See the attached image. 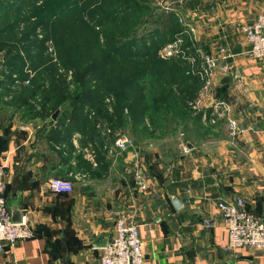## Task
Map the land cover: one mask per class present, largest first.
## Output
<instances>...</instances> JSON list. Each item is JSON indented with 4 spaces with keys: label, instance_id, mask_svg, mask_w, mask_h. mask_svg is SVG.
I'll return each instance as SVG.
<instances>
[{
    "label": "crops",
    "instance_id": "obj_1",
    "mask_svg": "<svg viewBox=\"0 0 264 264\" xmlns=\"http://www.w3.org/2000/svg\"><path fill=\"white\" fill-rule=\"evenodd\" d=\"M166 2L169 9L161 10L173 13L180 30H191L189 41L217 59L214 85L219 86L224 76L218 69L222 60L217 48L232 53L226 62L236 76L229 71L224 100L241 132L228 137L227 147L217 146L215 153L201 146L206 141L186 137L183 142L191 148L163 166L156 178L149 155L137 146L120 151L107 139L112 153L105 147L97 158L95 152L93 165L73 132L70 144L57 140L54 122L39 128L14 117L10 122L0 118V125L9 123L6 146L0 151L3 196L8 208L18 201L21 219L33 231L32 237L3 248L0 264H98L100 249L91 241L108 239L120 215L137 224L145 264H264V249L227 247L216 208L219 200L240 198L248 211L264 215V56H246L248 44L240 31L264 10V0H162ZM218 124L225 127L224 121ZM135 153L146 178L144 190L133 187ZM53 177L69 180L72 190L50 191ZM169 196L179 200L178 209Z\"/></svg>",
    "mask_w": 264,
    "mask_h": 264
},
{
    "label": "trees",
    "instance_id": "obj_2",
    "mask_svg": "<svg viewBox=\"0 0 264 264\" xmlns=\"http://www.w3.org/2000/svg\"><path fill=\"white\" fill-rule=\"evenodd\" d=\"M94 1L86 0L75 9L76 15H80L76 18L77 21H73L76 29L70 26L64 28L66 33L55 38L59 59L74 70L73 82L77 85L73 94L66 92L61 79L57 80L53 73L41 71L49 80L47 84L49 89H42L39 99L45 116L51 115L50 112L55 108H61L60 105L64 101L70 104V107L58 110L54 121H49L50 124L54 122L57 140L70 144L69 136L77 131L89 140L93 136L96 137L98 147L102 148L94 124V120L101 113L100 103L103 94L97 83L102 81L107 82V88L116 98L114 112L106 118L112 128L125 126L127 121L121 113L123 107L129 112L131 129L136 132L137 139L140 131L147 130L148 126L143 125L142 119L145 115L149 117L151 127L156 123L161 126L162 123L159 121L161 118L165 123L166 118L179 119L181 126L187 127L188 121H185V117L189 115H185L188 109L184 107V100L194 96L200 81L194 72L187 71L188 66L184 64V59L182 61L175 55L174 58L161 61L155 55L157 48L164 41L172 39L181 31L174 14L157 10L149 0H105L106 10L95 7L87 11ZM83 12L89 15L98 14L100 24L116 23V28L122 32L121 37L105 41L101 47L98 34L82 21V16L86 15L82 14ZM65 25L68 23L63 22L62 26ZM63 37L67 41H62ZM184 40L186 41V38ZM186 43L190 45V42ZM12 60L20 62L21 58L15 56ZM42 64L43 67H49L45 62ZM10 74L4 75L5 79L10 77ZM39 74L37 73V76ZM23 76L17 73L18 78L22 79ZM230 78V75H227L221 79L215 91L217 98L226 99ZM35 91L33 88L26 95L24 100L26 105H29L28 99L35 95ZM87 109L93 111L90 120L87 118ZM194 114L196 117L189 118V121L199 124L200 114L197 112ZM0 128L1 151L6 146L9 136V123L5 126L0 125ZM102 152L104 153L103 148L97 151V158L102 156Z\"/></svg>",
    "mask_w": 264,
    "mask_h": 264
},
{
    "label": "rangeland",
    "instance_id": "obj_3",
    "mask_svg": "<svg viewBox=\"0 0 264 264\" xmlns=\"http://www.w3.org/2000/svg\"><path fill=\"white\" fill-rule=\"evenodd\" d=\"M84 1L86 0H0V118H2L3 121L8 118V122H10L11 118L14 117L19 123L25 122L30 126L40 125L39 128L46 127V125L50 124L49 121L52 122L50 115L45 116L46 113L44 114V108L39 102L40 91L46 88L49 89V85L47 86L49 80L44 77L41 71L43 73H53L54 77H57V80L61 79L65 85L66 92L73 94V90L77 85V83L73 82L74 70L59 59L55 47V38L66 33V29L64 30V28L70 26L72 29H76V24L73 21H77L76 18L80 15H76L75 9L80 7ZM161 1L162 0H149L151 5L159 11H162ZM95 7H98L100 10H106L107 3L105 0H95L87 11ZM82 14L85 15L86 13L83 12ZM97 15L98 14L89 15L87 13L85 16H82V21L98 34L99 45L103 47L105 41L107 42L120 38L122 32L116 28V23L110 22L108 24H100V17ZM63 22H67L68 25L62 26ZM178 34L179 33L175 36ZM183 37V40L186 37V41L189 42L185 34ZM172 39H167V41H164V43L157 48L155 55L158 60L165 61L173 57L160 55V48ZM62 41H67V39L63 37ZM186 41H183L181 47H186L187 50L190 49L189 51L195 48L191 46V43L190 45L186 43ZM15 56L20 57L21 61L12 60ZM29 57L33 58L30 59ZM176 57H179L181 60L183 59L181 55H177ZM43 62L47 63L49 67H43ZM183 62L186 64V61ZM194 67L193 65L191 70H193ZM50 70L52 72H50ZM8 73H11L10 77L5 79L6 76L4 75H8ZM17 73L23 74V78H18ZM37 73L40 74L37 76ZM227 75L229 74H224L223 77ZM106 84V81L97 83V87L102 91L103 96L100 103L101 113L99 117H96L94 120L95 132L101 139L103 150L107 145V139L110 140L109 144L113 146V138L117 134H125L130 140L129 150L132 151L133 146H137L139 152L144 155H149L150 162L154 165L153 170L156 174V178L162 174L161 172H163L164 167L170 164L171 161H175L179 153L183 151V141L186 137L197 139V141L199 140L198 142L204 143L206 141V143L201 146L210 153H215L214 151L217 146H221L222 149H224L225 146L227 147L229 136L227 135L226 128H223V126L219 127L220 124H218L222 123L223 125L222 120H219L213 125L207 123L208 121H205V119L201 117L199 118V124L189 121V118L196 117L194 114L195 112L190 109V103L197 98L200 85L196 92H194L192 98L184 100V107L188 109V113L185 115H189V117H185V121H188L186 124L187 127L183 128L181 126V121L174 118H166V123L162 121L161 118L159 121H161L162 125H165V127L162 125L159 126L157 123L151 127L149 122L150 119L145 115L142 117L143 125L148 127L146 131H140L141 133H138L137 139L136 132L131 129V118L125 107L122 108L123 110L121 112L127 121L125 126L112 128L108 124L106 118L113 114L116 98L107 88ZM217 87V84H213L211 88L213 97L216 95L215 91ZM33 88L36 89L35 95L28 99L29 105H26L24 102L26 95H28L29 91H32ZM60 106L61 108L57 107L55 110H62L64 107H70V104L68 101H64ZM53 111H51L50 114ZM87 118L88 120L92 119V115L90 117L87 116ZM214 125L218 126L212 129L211 126ZM72 135H75L74 139L77 140L76 144L81 145V152H85L84 147L86 150H88V147H92L96 152L99 149L102 150V148L98 147L99 143L96 141V137L93 136L91 140H89L77 131L73 132ZM221 143H224V145ZM60 150L61 152H65L64 150L66 149H62L61 147ZM152 158L153 160H151ZM145 159L146 158H143L141 164L144 170L148 172ZM50 236L51 232L47 233V237ZM49 243L52 246L53 243H51V240ZM50 249L53 251L56 248L51 247Z\"/></svg>",
    "mask_w": 264,
    "mask_h": 264
},
{
    "label": "built area",
    "instance_id": "obj_4",
    "mask_svg": "<svg viewBox=\"0 0 264 264\" xmlns=\"http://www.w3.org/2000/svg\"><path fill=\"white\" fill-rule=\"evenodd\" d=\"M168 2L161 1V8L167 11ZM190 29H183L172 40L168 41L160 48L161 56L181 55L186 61L189 72H194L199 79L200 87L197 98L190 103V109L200 114L201 118L207 120L209 124H215L223 120L227 135L235 138L241 129L236 121L230 116L229 103L224 99L213 97L211 88L213 86V73L217 65V59L207 53H203L193 42L191 46L195 48L191 51L186 47H181L184 34L190 39ZM248 48L246 56L251 60H260L264 56V10H260L254 20L243 25L240 29ZM190 36V37H189ZM191 40V39H190ZM218 59L222 60L219 71L222 74L229 73V65L226 62L232 53L226 47L217 48ZM195 66L193 70L191 67ZM93 115V111L87 109V116ZM130 140L125 134H117L113 138V147L123 151L129 148ZM88 160L94 165L96 151L92 147L88 150L84 147ZM108 153L112 149L106 147ZM183 151L186 150L184 144ZM135 166L132 169L133 187L144 190L147 187L146 178L142 174L139 166L137 154L133 155ZM4 168L0 163V251L3 248L12 247L17 241L33 236V231L29 225L21 219L20 222H13L10 219L9 208L3 196L4 191ZM48 188L54 193L70 192L72 184L67 179L53 177L48 181ZM216 208L222 219L226 232L227 247L230 249L240 247H250L254 249H264V216L248 211L242 199L219 200ZM98 264H145V259L141 250V241L138 236L137 224L126 216L120 215L114 223V232L108 238L106 244L100 248ZM156 264V263H154Z\"/></svg>",
    "mask_w": 264,
    "mask_h": 264
},
{
    "label": "water",
    "instance_id": "obj_5",
    "mask_svg": "<svg viewBox=\"0 0 264 264\" xmlns=\"http://www.w3.org/2000/svg\"><path fill=\"white\" fill-rule=\"evenodd\" d=\"M229 71H230L231 76H233V77L236 76L235 69H234L233 66H229ZM57 112H58V109L54 110L51 113L50 118L52 120H55ZM186 147L187 148H191V145L189 143H186ZM169 200H170L171 205L173 206L174 209H178L181 206L179 200L176 197L169 196ZM17 205H18V201L17 200L11 202L10 205H9L10 219L13 222H20L21 218H22L21 213L18 210V206ZM107 240L108 239L106 237L102 238L101 240L93 239L91 241V246L93 248H99L100 249L106 244Z\"/></svg>",
    "mask_w": 264,
    "mask_h": 264
}]
</instances>
